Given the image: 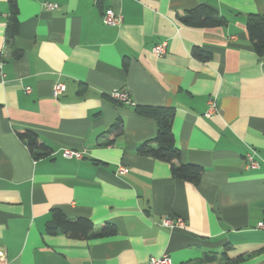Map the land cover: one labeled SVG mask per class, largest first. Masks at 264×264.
<instances>
[{
	"label": "crops",
	"instance_id": "1",
	"mask_svg": "<svg viewBox=\"0 0 264 264\" xmlns=\"http://www.w3.org/2000/svg\"><path fill=\"white\" fill-rule=\"evenodd\" d=\"M18 33L7 42L10 0H0V258L5 264H264V58L246 30L264 0H15ZM58 6L48 10L45 4ZM201 4L228 20L195 29L179 17ZM120 15L106 26L103 13ZM167 41V54L153 49ZM195 48L212 54L203 62ZM22 53L15 59L14 53ZM67 89L58 98L54 86ZM31 89L28 93L26 89ZM115 91L132 105L119 104ZM219 112L206 117L209 102ZM139 108L174 111L181 160L201 167L198 184L171 165L137 155L157 122ZM119 125L120 132L114 129ZM32 131L51 156L36 160L20 133ZM253 149L259 169L247 166ZM64 150L83 158L66 159ZM128 173L120 175V167ZM60 211L93 233L51 234ZM184 219L181 229L160 225Z\"/></svg>",
	"mask_w": 264,
	"mask_h": 264
},
{
	"label": "trees",
	"instance_id": "2",
	"mask_svg": "<svg viewBox=\"0 0 264 264\" xmlns=\"http://www.w3.org/2000/svg\"><path fill=\"white\" fill-rule=\"evenodd\" d=\"M11 16L7 28V42L13 40L18 33V6L15 0H10ZM179 22L186 27L195 29L220 28L227 26L228 20L209 4H201L191 11H187L179 17ZM246 30L248 39L256 54L264 58V16L250 15L247 18ZM193 56L203 62L212 60V54L200 48H195ZM15 59H20L22 53H14ZM2 106L0 105V112ZM137 113L145 118H151L157 122L158 132L155 138L146 141L137 149V155L149 156L158 161L171 165V173L174 179L198 184L203 175V169L195 165L174 164L181 160V151L175 145L172 131L174 111L170 109L139 108ZM120 132L119 125L114 126ZM21 141L27 144L33 157L36 160L51 156L52 150L40 143L39 136L32 131H25L19 134ZM48 231L51 234L64 233L75 239L97 238L103 239L112 236L115 228L106 224L99 233H93V224L87 219L70 221L60 211L54 212V219L48 224Z\"/></svg>",
	"mask_w": 264,
	"mask_h": 264
},
{
	"label": "built area",
	"instance_id": "3",
	"mask_svg": "<svg viewBox=\"0 0 264 264\" xmlns=\"http://www.w3.org/2000/svg\"><path fill=\"white\" fill-rule=\"evenodd\" d=\"M45 8L48 10H54L58 9L57 5L46 3ZM102 22L106 26H117L119 25L122 20L120 15L115 13L112 9L106 10L102 15ZM167 47L168 43L167 41L160 43L153 49V53L158 58H163L167 54ZM67 87L62 83H57L54 86V96L58 98L59 96L63 95L66 91ZM28 93L31 92V89H26ZM112 98L114 101H116L119 104L123 105H132V101L130 99V96L127 92L124 91H115L112 93ZM219 112V107L217 101L211 100L209 102V110L206 114V117L210 118L213 115L217 114ZM257 153L251 149V151L246 156L247 166L250 169H259L260 168V162L256 159ZM63 157L66 159H82L83 155L79 152L72 151V150H64L63 151ZM128 169L126 167H120L118 173L120 175H126L128 173ZM160 225L162 227L175 230V229H181L185 225L184 219L176 216L171 217H165L160 221ZM258 229H261L264 231V222H261L258 224ZM0 264H5L3 257L0 258ZM147 264H173L171 258L168 255H163L162 257H151L149 262Z\"/></svg>",
	"mask_w": 264,
	"mask_h": 264
}]
</instances>
